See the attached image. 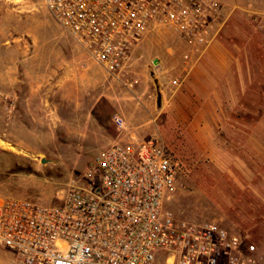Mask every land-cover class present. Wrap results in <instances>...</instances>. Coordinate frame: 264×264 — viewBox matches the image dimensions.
I'll use <instances>...</instances> for the list:
<instances>
[{
    "label": "rangeland",
    "instance_id": "rangeland-1",
    "mask_svg": "<svg viewBox=\"0 0 264 264\" xmlns=\"http://www.w3.org/2000/svg\"><path fill=\"white\" fill-rule=\"evenodd\" d=\"M212 1L211 45L225 49L231 64L213 87L189 83L199 56L163 26L151 28L113 77L43 0H0V94L7 97L0 101V198L57 205L111 144L158 135L176 167L162 218L215 221L252 243L264 263V5ZM10 258L0 248V264Z\"/></svg>",
    "mask_w": 264,
    "mask_h": 264
},
{
    "label": "built area",
    "instance_id": "built-area-1",
    "mask_svg": "<svg viewBox=\"0 0 264 264\" xmlns=\"http://www.w3.org/2000/svg\"><path fill=\"white\" fill-rule=\"evenodd\" d=\"M43 2L66 35L113 77L154 26L181 37L199 57L215 39L218 4L212 0ZM262 17L264 31V11ZM0 101L7 97L0 94ZM114 122L123 128L119 117ZM175 181L160 136L111 144L57 205L0 198V248L11 255L7 264H264L252 243L215 221L162 218L163 196Z\"/></svg>",
    "mask_w": 264,
    "mask_h": 264
},
{
    "label": "crops",
    "instance_id": "crops-1",
    "mask_svg": "<svg viewBox=\"0 0 264 264\" xmlns=\"http://www.w3.org/2000/svg\"><path fill=\"white\" fill-rule=\"evenodd\" d=\"M192 52L195 54L196 52L192 49ZM217 54L219 53L220 55V58L222 56L221 59H215V57L213 56V54ZM226 50L224 49L223 52H219V46H214V45H211L209 46L206 51L204 52V54L200 57H198V53H196V57H198L199 59H195V63L194 64H191L190 65V68L192 69V72H191V75H190V78H189V83L192 85V86H204V85H207V86H215L217 84H219L218 82L221 81L222 82V79H225V77H228V74H229V69H230V65L229 64L230 62H224L226 60ZM218 69L221 71V74H222V77H220L218 80L216 79V76H213L211 71L212 69ZM177 78L173 79V80H176ZM230 80V78H229ZM240 80H241V84L242 85H246V78L244 76H241L240 77ZM239 80V81H240ZM194 89V87H193ZM195 90L197 93L200 94V99L203 98V99H211L209 98V95H210V91H206V94H207V97H202V94L205 92L203 90V88H199V87H195ZM203 90V91H202ZM210 90V88H209ZM215 93H214V98H215ZM236 100H234V103H235ZM231 106V104H230ZM232 107V106H231ZM239 116H237L238 118ZM238 125V123H237Z\"/></svg>",
    "mask_w": 264,
    "mask_h": 264
},
{
    "label": "water",
    "instance_id": "water-1",
    "mask_svg": "<svg viewBox=\"0 0 264 264\" xmlns=\"http://www.w3.org/2000/svg\"><path fill=\"white\" fill-rule=\"evenodd\" d=\"M153 74L151 73V76H152ZM155 86H156V104L158 105V106H160V100H161V95H160V92H159V89H158V85H157V82H156V80H155Z\"/></svg>",
    "mask_w": 264,
    "mask_h": 264
}]
</instances>
